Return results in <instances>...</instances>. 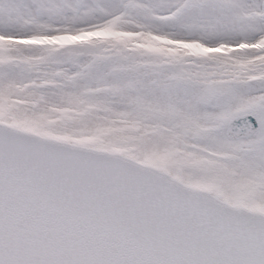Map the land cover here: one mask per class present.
Listing matches in <instances>:
<instances>
[{
    "label": "snow or ice",
    "instance_id": "6c2138e0",
    "mask_svg": "<svg viewBox=\"0 0 264 264\" xmlns=\"http://www.w3.org/2000/svg\"><path fill=\"white\" fill-rule=\"evenodd\" d=\"M0 264H264V0H0Z\"/></svg>",
    "mask_w": 264,
    "mask_h": 264
}]
</instances>
